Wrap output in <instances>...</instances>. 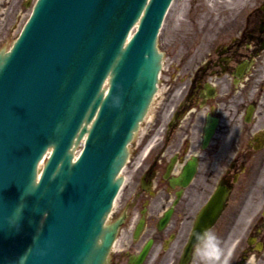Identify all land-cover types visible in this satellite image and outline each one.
Returning a JSON list of instances; mask_svg holds the SVG:
<instances>
[{"label": "water", "instance_id": "95a60500", "mask_svg": "<svg viewBox=\"0 0 264 264\" xmlns=\"http://www.w3.org/2000/svg\"><path fill=\"white\" fill-rule=\"evenodd\" d=\"M171 2L37 0L0 51V264H105Z\"/></svg>", "mask_w": 264, "mask_h": 264}, {"label": "flooded vegetation", "instance_id": "af4514ba", "mask_svg": "<svg viewBox=\"0 0 264 264\" xmlns=\"http://www.w3.org/2000/svg\"><path fill=\"white\" fill-rule=\"evenodd\" d=\"M33 2L0 0V19ZM187 19L191 39L171 49L123 171L108 264L146 247L142 264H204L205 229L217 264H264V0H203Z\"/></svg>", "mask_w": 264, "mask_h": 264}, {"label": "rangeland", "instance_id": "374dc122", "mask_svg": "<svg viewBox=\"0 0 264 264\" xmlns=\"http://www.w3.org/2000/svg\"><path fill=\"white\" fill-rule=\"evenodd\" d=\"M203 0H175L171 6L168 14L166 15L163 28L160 32V39L158 42L159 48L162 51H166L165 65L171 62V49L175 47V54L181 53L183 47V41H187L185 34L189 36L190 34V22L187 17L190 14L194 17L196 16L197 7ZM240 1V0H237ZM194 5L195 7H191ZM192 8L194 10H189ZM27 15V13H26ZM25 22V16L18 21L16 19L8 18L6 20L0 19V49H8L12 45L13 41L16 39L20 29ZM184 23V24H183ZM185 25L181 33L177 35V31ZM188 38V39H189ZM176 42V45L173 43ZM169 45V46H166ZM169 49V50H168Z\"/></svg>", "mask_w": 264, "mask_h": 264}, {"label": "clouds", "instance_id": "9594fccd", "mask_svg": "<svg viewBox=\"0 0 264 264\" xmlns=\"http://www.w3.org/2000/svg\"><path fill=\"white\" fill-rule=\"evenodd\" d=\"M197 241L195 251L200 254L204 264H217L221 248L219 236L212 232L211 229H205L197 234ZM210 247L216 249V254L210 253Z\"/></svg>", "mask_w": 264, "mask_h": 264}]
</instances>
